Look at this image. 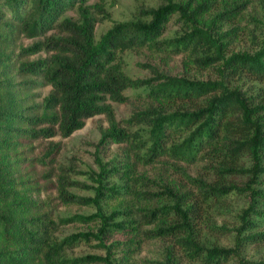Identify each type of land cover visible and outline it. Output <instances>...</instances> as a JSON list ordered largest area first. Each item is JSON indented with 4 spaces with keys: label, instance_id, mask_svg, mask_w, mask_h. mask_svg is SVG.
<instances>
[{
    "label": "trees",
    "instance_id": "trees-1",
    "mask_svg": "<svg viewBox=\"0 0 264 264\" xmlns=\"http://www.w3.org/2000/svg\"><path fill=\"white\" fill-rule=\"evenodd\" d=\"M169 7L168 4L150 8L148 21H116L96 39V22L110 17L106 0L94 3H87V0H0V23L10 30V36L17 32L34 35L50 29L57 32L23 49L26 52L42 47L51 50L48 59L22 61L19 65L25 74L42 76L51 85L40 107L37 105L39 109L25 103L17 89L12 88V82L0 79V264H85L94 261L110 264L106 256L98 254L67 256L69 246L76 241L90 240L92 236L100 240V246H104L102 239L108 232V217L103 213H75L55 220L47 202L32 194V163L22 152L24 146L33 140L56 134L69 136L82 128L87 118L98 114L104 115L107 126L99 129L96 146H106L109 141L128 146L124 158L113 166L122 182L108 188L115 191V196L121 197L123 207L120 211L114 210L115 214L124 216L122 220L128 223L132 222L130 225L122 221L118 223L121 230L128 231L129 239L122 241L134 243L140 238H172L174 245L185 248L190 255L199 256L209 264L219 263L237 252L228 247H206L191 236V222L199 217L209 194L198 199L193 193H179L165 187V193L174 203L149 207L146 200L158 193L142 189L152 185L153 179L138 173L137 164L151 163L163 154L189 160L207 146L218 148L217 143L224 141L219 138V131L229 125L233 116L241 126L250 123L248 128L258 127V121H254L252 115L259 113L264 116V106L251 107L239 91H222L219 95H208L203 105L194 111H160L154 108L156 100L191 99L220 89L215 81L163 76L157 87L150 90L149 101L134 109L126 119L128 123L147 121L150 127L146 136L119 125L116 118L112 102L127 101L129 97L124 93L127 88L144 86L155 78L134 77L126 73L122 51L146 48L177 52L190 49L194 60L199 63L213 60L209 55H200L201 49L205 48V54H208L211 48V39L204 32H196L195 36L189 32L180 38L159 39L169 15L179 8ZM74 8L78 12L76 18L62 16ZM223 63L256 77H264V61L257 57L236 54ZM236 110L239 111L237 115L234 114ZM58 145L55 142L49 146L47 154L51 158ZM261 146H264V136L257 134L245 145L254 154L253 171L264 170L259 165ZM237 150L230 149L229 152ZM75 184L80 183L72 178L70 168L60 165L56 184L60 202L89 204L94 200L71 191ZM217 190L226 191L223 187ZM93 217H99L101 221L98 232L79 231L63 237L55 234L60 223L87 221ZM149 223L156 226H141ZM263 235L264 231L250 236L254 239ZM166 251L170 258L173 257L172 245ZM255 264H264V260Z\"/></svg>",
    "mask_w": 264,
    "mask_h": 264
},
{
    "label": "rangeland",
    "instance_id": "rangeland-1",
    "mask_svg": "<svg viewBox=\"0 0 264 264\" xmlns=\"http://www.w3.org/2000/svg\"><path fill=\"white\" fill-rule=\"evenodd\" d=\"M95 1L87 0V3ZM168 4L169 9L179 8L169 15L159 39L180 38L189 32L191 36H195L196 32H204L211 39V48L208 49V54H205V48L201 49L200 55H209L213 60L199 63L194 60L190 49L177 52L146 48L122 51L123 69L126 73L134 77L155 78L144 86L127 88L124 91L129 97L127 101L112 102L119 125L130 131L136 130L143 136L148 134L150 126L147 121L128 123L126 119L134 109L143 107L149 101L150 90L157 87L164 79L163 76L191 81H215L220 89L191 99L156 100L154 108L160 111H194L203 105L208 95H219L222 91H239L251 107L264 106V77H256L250 72L223 63L236 54L264 61V0H106L110 17L96 22V39L116 21H148L151 15L147 11L150 8L157 9ZM93 14L97 16L94 9ZM62 16L76 18L78 12L75 8L69 9ZM10 33L6 25L0 23V79L12 82V88L17 89V93L24 98L23 101L39 109L42 98L50 91L51 85L42 76L25 74L24 70L19 69V65L22 61L48 59L51 50L42 47L26 52L23 49L57 32L50 29L34 35L17 32L10 36ZM234 114H239V111L236 110ZM235 119L233 116L229 125L219 131V138L224 141L217 143L218 148L207 146L189 160L163 154L151 163L137 164L138 173L153 179L152 185L142 189L158 193L146 200L149 207L174 203L171 196L165 193V187L179 193H193L198 199L209 194L203 202L199 217L191 222V236L206 247L237 250L225 260L210 264H255L264 260V235L254 239L250 236L264 231V170L253 171L254 154L251 148L245 147L252 136H264V116L254 113L252 119L258 121V127L249 128L250 123L241 126ZM105 126L107 121L104 115H94L85 120L82 128L69 136L56 134L36 139L22 149L26 160L28 158L32 163V194L47 202V208L55 220L75 213H103L108 217V232L102 239L104 246H100V240L92 236L90 240L76 241L69 246L67 256L98 254L106 256L110 264H209L199 256L190 255L185 248L174 245L172 238H140V241L134 243L122 241L129 239L128 231L121 230L118 223L122 221L130 225L132 222L128 223L122 220L125 219L124 216L115 214L114 210L120 211L123 207L121 197L115 196V191L108 188L122 182L113 166L124 158L123 154L128 146L126 143L113 141H109L106 146H96L100 136L99 129ZM55 142L59 145L51 158L47 151ZM230 149L238 150L230 153ZM258 155L259 165L264 167V146L259 147ZM60 165L69 167L72 178L80 183L72 186L71 191L91 197L93 201L89 204L60 202L56 191ZM220 187L226 191H218ZM135 217L138 219V215ZM155 223L141 226L154 228ZM101 225L99 217L87 221L65 222L59 224L55 234L63 237L79 231L98 232ZM171 245L173 257L170 258L166 250ZM85 264L105 263L94 261Z\"/></svg>",
    "mask_w": 264,
    "mask_h": 264
}]
</instances>
